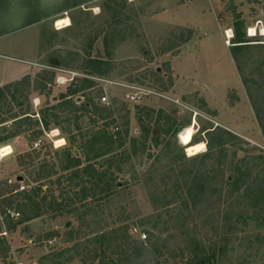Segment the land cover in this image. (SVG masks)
Here are the masks:
<instances>
[{
  "label": "trees",
  "instance_id": "obj_1",
  "mask_svg": "<svg viewBox=\"0 0 264 264\" xmlns=\"http://www.w3.org/2000/svg\"><path fill=\"white\" fill-rule=\"evenodd\" d=\"M229 2L234 14L230 54L264 138V44L253 43L254 35L247 36L244 19L234 1ZM123 4L125 0H121ZM103 10L105 20L93 29H88L86 18L77 21L69 16L70 27L80 28L76 36L83 55L75 54L71 64L58 58L50 60L57 66L79 69L85 76L74 77L40 113L23 112L12 118L18 130L25 127L26 133L37 127L34 137L58 129L66 144L33 172L27 183L30 188L19 190L23 176L21 181L6 180L8 184L0 188L2 220L9 233L46 215L77 222L75 242L50 248L41 258L43 264H73L75 260L80 264H216L234 229L249 219L264 218V178L253 173V164L246 159L236 162L229 158L228 142L237 137L222 126L203 128L207 150L186 157L177 135L187 124L178 126L174 107L168 112L134 105L139 133L131 135V108L115 97L108 106L99 102L102 88L87 76L108 75L117 69L111 61L114 41L132 27L120 19L116 0H106ZM83 30L88 32L81 34ZM102 34L105 57H93L94 44ZM165 34L158 55L192 40L197 30L175 25ZM41 78L43 97L49 101L48 85L55 81V72L43 70ZM24 79L29 81V77ZM122 79L163 92L170 86L171 67L165 63L162 71H137ZM0 96H4L2 88ZM35 114L39 116L33 117ZM6 121L0 119V130H6ZM18 130L0 138V143L21 133ZM199 141L201 138L193 135L189 144ZM32 154L37 158L41 155L34 149L25 156ZM29 159L20 165L29 167ZM134 159H139L141 174L149 183L148 199L154 209L144 218L138 200L121 180L137 175ZM57 175L44 189L45 182ZM15 213H19L18 218H14ZM136 227L143 228L144 239L133 236L131 231ZM83 228L85 232H81ZM67 231L72 233L73 229ZM2 232L0 222V261L5 264L10 245ZM179 258L186 261L177 262Z\"/></svg>",
  "mask_w": 264,
  "mask_h": 264
},
{
  "label": "rangeland",
  "instance_id": "obj_2",
  "mask_svg": "<svg viewBox=\"0 0 264 264\" xmlns=\"http://www.w3.org/2000/svg\"><path fill=\"white\" fill-rule=\"evenodd\" d=\"M105 1L95 0L72 10L68 15L74 16L77 21L86 18L88 29L101 26L106 18L103 10ZM233 1L236 11L244 19L247 36H253L249 32L253 27L256 29V41L253 43L264 44V0ZM116 3L120 19L132 27L127 32L123 30L124 35L119 33L114 41L111 61L117 69L108 75L99 76L119 80L126 74L137 71H162L164 64L169 63L171 82L162 92L163 96L146 98L138 105L155 110L165 109L168 112H171L172 107L177 109L178 126L187 124L180 128L177 135V142L182 146L186 157L193 156L187 153L185 147L191 143L193 135L205 142V152L207 145L203 128L222 126L243 141L240 143L235 138L228 142L229 158L236 162L246 159L250 165L253 164V173L264 178V138L230 54L233 39H229L227 31L230 30L234 35V14L229 0H125L123 5L121 0H116ZM175 25L192 26L197 30V35L166 55H158L166 30ZM117 28L119 30L121 27ZM79 29L70 25L60 29L53 22H48L21 28L0 39V83L10 81L0 85L4 89V96H0V119L7 120L3 124L6 130H0V138L5 139L8 134L18 130V125L12 119L14 116L23 112L40 113L43 108L53 104L52 98L64 91L74 77L85 76L79 69L57 66L50 62L51 59L58 58L65 64H71L75 54L83 55L81 40L76 36L80 33ZM86 32L88 30H83L81 34ZM103 38L104 34L95 42L92 53L104 51ZM147 55L151 57V61ZM43 70L55 72V81L48 85L51 88L49 101L43 97ZM72 72L77 74L73 75ZM25 76L29 77V81H25ZM166 78L168 81L169 78ZM104 86L105 83H98L97 88L103 89ZM113 96L118 99L120 91L113 89ZM126 105L131 108L130 133L137 135L139 128L134 117V105ZM38 116L35 114L33 117ZM84 122L87 123L86 118ZM25 129L19 128L21 133L0 143V150L5 145L12 147V152L7 156L3 157L0 151V188L8 184L6 180L14 182L19 176L25 177L22 184L30 188L31 184L28 186L27 183L33 177V172L43 162L51 161L55 149L66 144V139L62 138L58 129V135H54L51 130L37 137L33 136V132L39 130L37 127L27 133ZM56 141L60 143L56 144ZM34 149L41 153L38 158L35 154L25 156ZM29 158H32L29 167L27 164L20 165L22 160L29 162ZM132 164L137 175H127L121 180L127 183V188L138 200L141 217L144 218L154 210L148 199L149 183L141 174L139 159H134ZM57 178L58 175L48 179L44 189L50 187V181H56ZM58 194L56 193L57 196ZM2 201L3 196L0 198V222L2 231L6 234L2 235L10 245L5 264H43L41 258L50 248L66 247L75 242L76 230H79L75 220L66 222L64 218L47 215L21 224L17 231L9 233L1 217ZM18 217L19 215L14 216ZM69 228L73 229L72 233L67 231ZM81 232H85V229ZM131 232L136 238L145 237L142 227H136ZM185 261L186 259L181 258L177 260L180 263ZM0 264L3 263L0 261ZM73 264L80 263L75 260ZM216 264H264V218L249 219L234 229Z\"/></svg>",
  "mask_w": 264,
  "mask_h": 264
},
{
  "label": "crops",
  "instance_id": "obj_3",
  "mask_svg": "<svg viewBox=\"0 0 264 264\" xmlns=\"http://www.w3.org/2000/svg\"><path fill=\"white\" fill-rule=\"evenodd\" d=\"M94 1L0 0V39L24 27H35L48 22H53L56 26L58 19L69 17L68 13L72 10ZM8 82H1L0 85H5Z\"/></svg>",
  "mask_w": 264,
  "mask_h": 264
},
{
  "label": "built area",
  "instance_id": "obj_4",
  "mask_svg": "<svg viewBox=\"0 0 264 264\" xmlns=\"http://www.w3.org/2000/svg\"><path fill=\"white\" fill-rule=\"evenodd\" d=\"M231 36H228L229 39L232 38ZM73 75H76L77 73L72 72ZM93 80H95L98 83H105V88L102 89V93L99 98V102L103 105H110L112 97V90L117 89L120 91L119 100L123 102L124 104H132V105H138L146 98H151L154 96L162 97V92L147 85L139 84V83H133L124 79L119 80H111L109 78H102L100 76H87ZM110 87L109 89L106 87ZM113 88V89H112ZM26 186L24 184H21L19 187V190H24ZM13 215H19V213H15ZM3 233V232H2ZM3 234H6L4 232ZM51 243V241H50Z\"/></svg>",
  "mask_w": 264,
  "mask_h": 264
},
{
  "label": "bare ground",
  "instance_id": "obj_5",
  "mask_svg": "<svg viewBox=\"0 0 264 264\" xmlns=\"http://www.w3.org/2000/svg\"><path fill=\"white\" fill-rule=\"evenodd\" d=\"M71 24L70 18L69 17H64V18H60L56 21V27L58 28H65L68 27ZM256 29L251 27L249 32L250 35H254L255 34ZM228 35L231 36V31H227ZM263 33H264V29H263ZM54 133V135L58 134V130L55 129L52 131ZM205 150V142L204 141H200L197 142L195 144H189L186 146V151L189 155H195L198 153H201ZM2 152V156H7L8 154H10L12 152V148L10 145L4 146L3 148H1L0 150Z\"/></svg>",
  "mask_w": 264,
  "mask_h": 264
},
{
  "label": "water",
  "instance_id": "obj_6",
  "mask_svg": "<svg viewBox=\"0 0 264 264\" xmlns=\"http://www.w3.org/2000/svg\"><path fill=\"white\" fill-rule=\"evenodd\" d=\"M93 57L104 58V57H105L104 51H103V52H101V51L94 52V53H93ZM78 99H80V98H78ZM17 180H18V181H21V180H22V177L19 176V177L17 178ZM69 225H70V222H68L67 226H69Z\"/></svg>",
  "mask_w": 264,
  "mask_h": 264
}]
</instances>
